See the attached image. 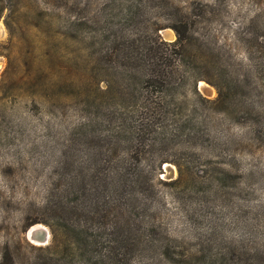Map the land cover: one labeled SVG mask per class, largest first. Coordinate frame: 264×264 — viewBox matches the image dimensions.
<instances>
[{
    "label": "rangeland",
    "instance_id": "rangeland-1",
    "mask_svg": "<svg viewBox=\"0 0 264 264\" xmlns=\"http://www.w3.org/2000/svg\"><path fill=\"white\" fill-rule=\"evenodd\" d=\"M0 24V264H264V0Z\"/></svg>",
    "mask_w": 264,
    "mask_h": 264
},
{
    "label": "bare ground",
    "instance_id": "bare-ground-1",
    "mask_svg": "<svg viewBox=\"0 0 264 264\" xmlns=\"http://www.w3.org/2000/svg\"><path fill=\"white\" fill-rule=\"evenodd\" d=\"M3 27H2V25L0 24V29H2ZM32 229V228H31ZM43 230H45L46 231V235L45 236H47V238H46V240L44 241V242H46L47 240H48V238H49V231H48V229L45 227V226H42V225H37V226H34V228L31 230V232H30V236L33 234V233H35V234H38V233H41ZM33 232V233H32ZM34 238V237H33ZM35 241H38V242H42V241H40V239H38L37 237L35 238Z\"/></svg>",
    "mask_w": 264,
    "mask_h": 264
},
{
    "label": "water",
    "instance_id": "water-1",
    "mask_svg": "<svg viewBox=\"0 0 264 264\" xmlns=\"http://www.w3.org/2000/svg\"><path fill=\"white\" fill-rule=\"evenodd\" d=\"M30 232H31V229L29 230V234L28 235H29V238L32 239V240H35V238L37 237L38 239H40V241L44 242L46 240V238H47V236H45L46 235V231L45 230H43L41 233H38V234H35V233L32 232L33 234L31 236H30Z\"/></svg>",
    "mask_w": 264,
    "mask_h": 264
},
{
    "label": "trees",
    "instance_id": "trees-1",
    "mask_svg": "<svg viewBox=\"0 0 264 264\" xmlns=\"http://www.w3.org/2000/svg\"><path fill=\"white\" fill-rule=\"evenodd\" d=\"M180 41H181V38L178 40V43H180ZM175 46H177V45H175Z\"/></svg>",
    "mask_w": 264,
    "mask_h": 264
}]
</instances>
